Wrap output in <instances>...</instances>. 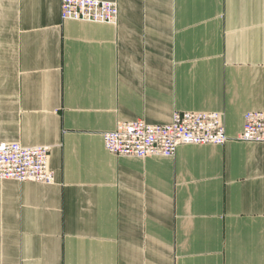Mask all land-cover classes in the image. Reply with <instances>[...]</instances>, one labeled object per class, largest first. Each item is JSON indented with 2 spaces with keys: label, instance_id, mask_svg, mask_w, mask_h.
<instances>
[{
  "label": "crops",
  "instance_id": "1",
  "mask_svg": "<svg viewBox=\"0 0 264 264\" xmlns=\"http://www.w3.org/2000/svg\"><path fill=\"white\" fill-rule=\"evenodd\" d=\"M0 0V139L49 146L51 184L0 179V264H264V0ZM218 112L228 140L118 156L120 121Z\"/></svg>",
  "mask_w": 264,
  "mask_h": 264
},
{
  "label": "built area",
  "instance_id": "2",
  "mask_svg": "<svg viewBox=\"0 0 264 264\" xmlns=\"http://www.w3.org/2000/svg\"><path fill=\"white\" fill-rule=\"evenodd\" d=\"M62 20L116 24L118 6L111 0H60ZM106 150L129 157H171L179 145H222L228 140L218 112L174 111L169 123L148 124L143 120L120 121L102 133ZM236 139L264 142V111H247ZM49 146H25L0 139V179L54 182L49 167Z\"/></svg>",
  "mask_w": 264,
  "mask_h": 264
}]
</instances>
